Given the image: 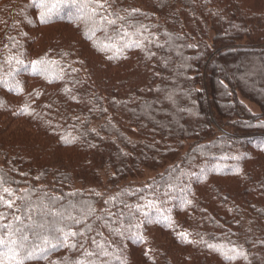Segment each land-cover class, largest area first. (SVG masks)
Segmentation results:
<instances>
[{
  "label": "trees",
  "instance_id": "1",
  "mask_svg": "<svg viewBox=\"0 0 264 264\" xmlns=\"http://www.w3.org/2000/svg\"><path fill=\"white\" fill-rule=\"evenodd\" d=\"M107 3L125 19L90 31L70 3L41 22L33 0H0V176L15 200L0 223L22 217L19 258L264 264V0ZM58 227L77 246L39 251Z\"/></svg>",
  "mask_w": 264,
  "mask_h": 264
},
{
  "label": "snow or ice",
  "instance_id": "2",
  "mask_svg": "<svg viewBox=\"0 0 264 264\" xmlns=\"http://www.w3.org/2000/svg\"><path fill=\"white\" fill-rule=\"evenodd\" d=\"M70 3L72 7L76 9V18L83 19L86 24L90 25V31L104 30L107 31L108 26L114 25L116 23V19L124 20L125 18L122 16L116 15V19H110V15H115L113 13H108L107 9L109 7L107 0H39L36 3V0H33V6L38 7L39 11V19L41 22H47L50 20L53 15H57L60 8L66 6V4ZM133 12L138 11L136 9L132 10ZM31 21H29L30 23ZM87 34V33H86ZM127 35V33H125ZM140 42H138L139 44ZM11 59V58H10ZM45 61L43 59L39 61H33L32 64L34 66L43 64ZM17 63L22 64V61H17ZM51 63H55L54 61ZM6 181L3 176H0V206L6 207L8 209H13L15 205V200L7 197L14 196V190L8 187H4ZM27 191V190H23ZM99 195V193H97ZM107 202V201H106ZM157 201L155 200H146L144 205L137 204L136 207L138 210L144 208H152L156 206ZM15 211L19 212L20 209L16 208ZM147 215V212H145ZM5 213L0 212V221L5 220ZM29 221L32 220V217L29 215L27 217ZM76 223H80L79 220L75 221ZM17 223L23 225L22 217L19 215H15L13 219L7 223H0V248L5 249L6 251L0 252V264H23V259H20V251L24 247V241L28 240L27 235H22L17 237V233H21L23 231L22 227H17ZM43 227V225H40ZM59 233V236L48 237L45 236L42 240V243L45 245L44 248L38 249L43 252L46 251L47 246L55 247L57 245H49V241L51 239H55L57 244L62 242L64 246L75 248L77 245L70 238L75 237L77 235L76 232L68 230L65 231L63 227H58L55 230ZM186 235V234H182ZM95 243V241H93ZM82 247V246H81ZM99 247V245H98ZM209 247H213V245H209ZM242 254V253H241ZM85 256H92L95 253H90L85 251ZM26 259L33 258V253L28 252ZM233 258V257H229ZM76 264H91V262L86 261H77Z\"/></svg>",
  "mask_w": 264,
  "mask_h": 264
},
{
  "label": "rangeland",
  "instance_id": "3",
  "mask_svg": "<svg viewBox=\"0 0 264 264\" xmlns=\"http://www.w3.org/2000/svg\"><path fill=\"white\" fill-rule=\"evenodd\" d=\"M162 169H163V168H162ZM162 169L160 168V169H158V170H159V171H160V170L162 171ZM158 170H157V171L147 170V171H145V172L143 173L142 177H140V178H136V179H134V181H135V182H143V181H145V180L148 179V178H152L154 175L157 174Z\"/></svg>",
  "mask_w": 264,
  "mask_h": 264
}]
</instances>
